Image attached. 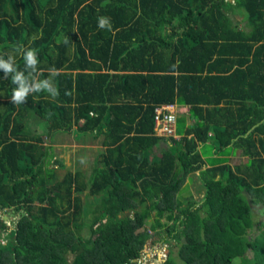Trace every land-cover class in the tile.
Instances as JSON below:
<instances>
[{
  "label": "trees",
  "instance_id": "16d2710c",
  "mask_svg": "<svg viewBox=\"0 0 264 264\" xmlns=\"http://www.w3.org/2000/svg\"><path fill=\"white\" fill-rule=\"evenodd\" d=\"M0 62V264H137L148 239L167 244L161 264H264V0H0ZM175 103L195 122L154 135L155 108ZM72 131L101 137L87 178L61 175L47 141ZM192 174L198 201L180 192Z\"/></svg>",
  "mask_w": 264,
  "mask_h": 264
},
{
  "label": "rangeland",
  "instance_id": "374dc122",
  "mask_svg": "<svg viewBox=\"0 0 264 264\" xmlns=\"http://www.w3.org/2000/svg\"><path fill=\"white\" fill-rule=\"evenodd\" d=\"M233 1V0H230ZM232 9V16L234 14H237L240 16V19H245V11L243 8L239 6H234ZM175 115H176V122H175V133L178 136H182L185 132V128L190 125L192 122H195L193 120V117L190 115V107L186 105H181L178 103H175ZM26 125L28 126V129L31 132L34 133H40L43 136L47 135V122L35 115L28 116ZM79 136L81 139V136L77 134V132H70V133H65V132H56V134L51 137H47L48 143L51 141H54V149H53V155L54 159H61L65 165L66 168L64 169H58V172L61 174L64 173L66 169H70L74 171L75 169H80L83 171L85 177L87 178L89 174L91 173L93 169V162L94 159H97V156L101 150H103V146L99 143L101 140V137L93 139V138H88L86 142L87 144H81L78 141H75L76 138ZM92 144H95L94 146H90ZM212 142L210 143H203L200 145V151L204 155V158H206V161L209 163H213L216 161L213 159L214 157H220L222 155H214ZM159 149L154 148L153 153L149 156L150 160H152L154 157H158L160 155ZM244 160H235L234 163H239V162H244L246 158H243ZM49 157L47 158L46 162H49ZM50 164L51 166L54 165ZM56 165V164H55ZM96 165V163H94ZM58 173V176H59ZM61 174V175H62ZM60 175V176H61ZM182 197L190 196L195 200H200L202 196V187L199 184V181L197 180V177L192 174L186 178L185 184L183 185L182 189L180 192H182ZM81 198L83 199L84 204H87L89 206H92L93 202V196H91L88 191L82 192L80 194ZM253 209L255 212L254 219L255 221L257 220H262L264 219V206L261 204H256L253 205ZM261 210V211H260ZM91 213L85 214V222H88L91 218ZM17 216L12 214L11 212H5L4 220L6 223L10 226L13 225V221ZM152 221V218H150L147 221L146 226L148 227L150 222ZM88 227L83 228L82 232L83 234L87 233ZM259 230V227L254 225V227L250 230L251 235L256 234ZM112 230L108 229L104 232L97 233L95 236V241L97 243H101L103 246H108V237L110 236ZM149 233H153V231L149 230ZM154 235V234H152ZM164 235V232L162 236ZM155 238V237H154ZM85 240H82L81 238H77L75 241L74 245L71 246L70 251L67 254V258L69 262L71 259L75 257V254L77 251L83 246ZM77 247V248H76ZM167 244H163L162 242L158 241L156 243H151V240H147L146 244L143 248V254L141 255V258L139 259L137 264H161L163 259L169 255V250H166ZM171 253L173 256H176V247H173L171 250Z\"/></svg>",
  "mask_w": 264,
  "mask_h": 264
},
{
  "label": "built area",
  "instance_id": "2783aa9c",
  "mask_svg": "<svg viewBox=\"0 0 264 264\" xmlns=\"http://www.w3.org/2000/svg\"><path fill=\"white\" fill-rule=\"evenodd\" d=\"M175 105L173 104H162L155 108L153 116V131L154 135L165 138L178 139L175 133ZM143 254V251L141 255ZM141 258V256H140ZM139 258V259H140ZM137 259V263L139 261Z\"/></svg>",
  "mask_w": 264,
  "mask_h": 264
},
{
  "label": "clouds",
  "instance_id": "9594fccd",
  "mask_svg": "<svg viewBox=\"0 0 264 264\" xmlns=\"http://www.w3.org/2000/svg\"><path fill=\"white\" fill-rule=\"evenodd\" d=\"M32 63H34L35 61H31ZM0 66L4 67L5 68V71H11V67L7 64H3L2 62H0ZM25 95V91L24 90H15L14 93H13V96H12V99L14 101H16L17 104H19V101L20 99ZM174 105V104H173ZM177 135V134H176ZM178 136V135H177ZM179 138V136H178ZM5 241L3 240H0V243H4Z\"/></svg>",
  "mask_w": 264,
  "mask_h": 264
},
{
  "label": "crops",
  "instance_id": "0c3cea01",
  "mask_svg": "<svg viewBox=\"0 0 264 264\" xmlns=\"http://www.w3.org/2000/svg\"><path fill=\"white\" fill-rule=\"evenodd\" d=\"M174 105H175V104H174ZM175 107H176V105H175ZM73 132H74V131H73ZM75 141H78V142L81 144V146H82L83 144H87V143H88V142H83V141L80 142V138H79V136L76 138ZM99 143H100V142H99ZM100 144H101V143H100ZM94 145H95V144H92V145H90V146H94ZM243 158H245V157L242 155V156H238V157H234V158L232 157L231 159H232V160H234V159H235V160H236V159H237V160H244ZM230 163H231V162H230ZM231 164L233 165L234 162H232Z\"/></svg>",
  "mask_w": 264,
  "mask_h": 264
},
{
  "label": "water",
  "instance_id": "95a60500",
  "mask_svg": "<svg viewBox=\"0 0 264 264\" xmlns=\"http://www.w3.org/2000/svg\"><path fill=\"white\" fill-rule=\"evenodd\" d=\"M137 259H134V261H136Z\"/></svg>",
  "mask_w": 264,
  "mask_h": 264
},
{
  "label": "flooded vegetation",
  "instance_id": "af4514ba",
  "mask_svg": "<svg viewBox=\"0 0 264 264\" xmlns=\"http://www.w3.org/2000/svg\"><path fill=\"white\" fill-rule=\"evenodd\" d=\"M164 260V259H163Z\"/></svg>",
  "mask_w": 264,
  "mask_h": 264
}]
</instances>
